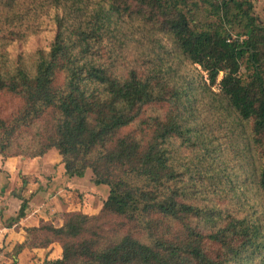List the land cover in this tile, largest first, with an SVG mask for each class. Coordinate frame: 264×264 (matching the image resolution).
I'll list each match as a JSON object with an SVG mask.
<instances>
[{
  "label": "trees",
  "instance_id": "trees-1",
  "mask_svg": "<svg viewBox=\"0 0 264 264\" xmlns=\"http://www.w3.org/2000/svg\"><path fill=\"white\" fill-rule=\"evenodd\" d=\"M29 1L23 10L21 0H0V34L36 15L18 36L35 34L39 15L50 11L56 34L29 62L0 60V91L23 101L0 118V154L21 128L45 120L33 157L56 149L67 175L91 169L110 192L96 215L70 212L62 226L28 228L29 241L15 253L59 241V264H264V213L224 208L210 198L221 191L208 188L230 183L215 166L212 116L245 150L260 149L244 156L243 168L264 199V20L254 0ZM127 20L166 35L169 58L154 47L145 67L120 68ZM185 62L200 68L201 80L182 72ZM163 103L168 111L149 118L143 136L120 133L145 106ZM174 139L192 150L189 160L175 153ZM25 207L23 200L12 221Z\"/></svg>",
  "mask_w": 264,
  "mask_h": 264
},
{
  "label": "rangeland",
  "instance_id": "rangeland-1",
  "mask_svg": "<svg viewBox=\"0 0 264 264\" xmlns=\"http://www.w3.org/2000/svg\"><path fill=\"white\" fill-rule=\"evenodd\" d=\"M21 2L23 3V6L21 7L23 10L31 4L29 0H21ZM51 15L53 16L51 11L49 13H41L38 17L37 23L38 25L40 23L42 24L38 27L39 30L37 33L26 35L23 38H20L18 35L25 33L23 31H26V26L28 24L33 26L36 22V15L25 20L23 26H20V24L9 26V29H7L4 36L0 34V60L6 58L8 62L16 65L19 60L29 62L33 59L35 56L34 54L38 49L48 50L56 34V27L51 21ZM129 22L130 23L126 24L128 36L120 38V42H118L120 48H118L119 58L117 63L120 68L126 69L136 63L141 67H145V63L154 57V55L151 54L154 47H156L157 50H163L164 53L172 51V43L166 35L158 31L143 33L140 31V28L142 27L141 24L137 22ZM11 31H15V33L17 32L18 34H11ZM29 31H31V29H29ZM152 33H154L155 38L151 35ZM145 34L150 35L148 37L152 40V43L148 42L147 44H144L143 41ZM158 42L162 43L164 49L157 46ZM171 57L174 58V54ZM167 58H169V54L167 55ZM174 59L172 60L173 63H182L178 57ZM182 72L189 73L196 80H201L202 78L200 68L189 62L182 64ZM242 72H247L245 66H243ZM22 104L23 101L20 96L0 91V118L8 120L18 112ZM168 109L169 105L165 103L145 106L141 117L132 125L124 128L120 133L124 134L129 131H136L139 136H143L142 133L143 130H145L143 129V124H147L148 119L151 117L164 116ZM203 115L206 114L203 113ZM211 120L207 121L212 122L214 125V132L216 133L215 138H217L215 145L218 147L217 151L213 153V156L215 157V166L217 165L218 167L224 168L225 173L229 176L230 183L227 187L221 185L218 180L211 186H208L207 183L206 185L211 190L215 189L217 192L221 191L220 196L210 198H214L215 202L224 208L235 209L237 212L240 211L243 214H245V212L252 214L257 213L258 215L264 213V199L259 195L254 180L249 178L248 173H246V170L243 168L245 165L244 156L250 155L251 153L253 157L260 152V149L258 147H253L252 151L245 150L243 145L238 141L237 135L230 133L224 122H219L216 120V117L212 116ZM45 127L47 126L45 120H43L38 121V123L34 124L32 127L21 128L13 137L12 144L3 157L18 155L33 157L32 154L36 149L35 140L37 132ZM173 144L175 153L180 157H185V160H189L188 156L191 154L192 150L183 147L180 140L177 139L173 140ZM242 150H245L246 153ZM180 152L182 153L181 155ZM196 152H199V150H196ZM230 189H234L235 192ZM239 207L241 210H237Z\"/></svg>",
  "mask_w": 264,
  "mask_h": 264
},
{
  "label": "crops",
  "instance_id": "crops-1",
  "mask_svg": "<svg viewBox=\"0 0 264 264\" xmlns=\"http://www.w3.org/2000/svg\"><path fill=\"white\" fill-rule=\"evenodd\" d=\"M257 15L264 20V0H254ZM107 184H97L87 169L82 176L66 173L62 155L51 149L41 156L0 154V264H59L63 248L59 241L48 246L24 245L27 229L42 222L62 226L70 212L98 214L108 198ZM26 200L24 215L12 221Z\"/></svg>",
  "mask_w": 264,
  "mask_h": 264
}]
</instances>
